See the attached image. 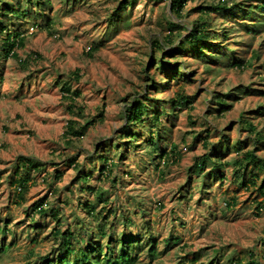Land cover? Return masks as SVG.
Instances as JSON below:
<instances>
[{
    "label": "rangeland",
    "instance_id": "rangeland-1",
    "mask_svg": "<svg viewBox=\"0 0 264 264\" xmlns=\"http://www.w3.org/2000/svg\"><path fill=\"white\" fill-rule=\"evenodd\" d=\"M2 1H20L30 12L0 15V53L3 27L25 38L16 48L19 59L0 57V264L56 259V230L78 235L88 229L106 245L98 229L103 223L116 240L140 238L136 264H247L253 256L264 264V171L250 165L242 177L235 165L237 142L246 150L258 146L264 160V145L243 127L248 120L264 135V115H257L264 110V30L253 36L244 23L216 15L219 34L232 29L219 44L231 43L201 59L177 48L192 32L198 8L220 0H186L181 15L172 0H137L115 21L110 18L122 0ZM245 1L259 2L226 0ZM232 54L245 62L242 68L230 64ZM161 57L170 67L184 62L190 81L166 79L157 67ZM65 84L80 94L75 111L64 99ZM179 91L192 97L191 107L165 102ZM216 95H230L224 99L231 110L219 112ZM143 98H151L145 102L160 120L129 124L128 107ZM93 119L96 125L82 138L66 135L71 122L83 126ZM204 156L216 165L199 173L195 166ZM21 157L43 165L26 169ZM112 162L111 175L102 174ZM24 176L31 179L20 204L13 182ZM83 203H94L100 216ZM40 205L46 215L36 212Z\"/></svg>",
    "mask_w": 264,
    "mask_h": 264
},
{
    "label": "trees",
    "instance_id": "trees-1",
    "mask_svg": "<svg viewBox=\"0 0 264 264\" xmlns=\"http://www.w3.org/2000/svg\"><path fill=\"white\" fill-rule=\"evenodd\" d=\"M33 1L34 0H26L29 5L33 4ZM136 1L137 0H122L120 3L121 6L116 8V12L113 13L110 21H115L119 13L124 11L128 6L134 5ZM185 3L186 0H172L173 12H175L177 15H181L185 8ZM37 4L38 6H41L40 0L37 1ZM198 11L200 13V16L193 25L192 32L186 36L184 41L181 42V46L177 48L179 50L190 48L193 57L198 56L201 59L208 58L210 56L208 53L215 54L218 51L221 52L222 50H226L228 45H230L231 42L224 45L219 44L218 42L222 38L223 40L227 41L228 37H230L231 35L232 29L223 28V34H219V32L215 30L216 25L213 23V17H216V15H223L227 18L230 17V19L235 20V22L238 24L244 23L245 25H247L246 27L248 34H252L253 36L264 30V0H259L257 4L251 3L250 1L241 3H228L226 2V0H220V2L217 4L203 5L202 7L198 8ZM27 12H30V10H22L20 1L18 2V4H9L0 0V15L4 17H22L25 16ZM250 19L253 20L251 21V23H248L250 22ZM51 24L52 20H49L48 24H46V28H48ZM174 28H176V26H174ZM1 31H5L7 35L4 40V46L2 52L0 53V57H11L14 59H19L16 48L19 49L24 44L25 38L23 33L21 31L12 32L8 27H3ZM169 37L172 40L174 34H169ZM158 45L161 46L160 44ZM90 51L95 52L97 51V48H91ZM232 53L235 54L234 51ZM223 54L225 55L226 52H223ZM233 54L231 58L232 63L230 64L233 67L236 66L242 68L244 65L243 63L245 62L240 59L236 61V57L234 58ZM164 55L167 56V53H164ZM177 65H180L181 67H170L168 63L163 61V57H161L159 62H157V67H159L160 71L166 73V79L175 80L180 78L184 82H189V75L184 71V62H180ZM169 83V85H171L173 82ZM63 90L65 93H67L64 99L70 102L69 107L72 110L76 109V107L72 105L77 104L75 97H80V94L78 92H72L71 87L66 84L63 86ZM240 93H242L241 90L237 91L238 95L236 99L240 98L238 97ZM228 97H230V95L215 96L216 106L221 107V110H219V112L222 113L231 110V106L226 104L224 99ZM145 100H148L150 102L152 101L151 98H143L142 100L140 99L133 102V104L128 107L129 109L126 115V119L129 124L143 122L145 119H147L146 117H153V120L156 122L160 120V112H154L156 114L152 113V105L145 102ZM158 101L160 100H157V102ZM165 102H170L172 106L178 107L179 109H182V107L185 106L191 107V105L193 104L192 97L187 95L184 91L177 92L174 98L165 100ZM213 110L218 111V109L216 108H213ZM257 115L263 116L264 110H261ZM99 117L102 118L103 115H100ZM96 123L97 119L89 120L83 126L71 122L66 135H70L71 137H75L78 139L82 138L85 135L87 129L95 126ZM243 127L244 129H248L251 134L258 136V140L256 141L259 145H264V135L257 131V127L254 124L250 123L248 120H245L243 122ZM131 137L132 135L130 134L129 138ZM174 148L175 147H173L172 151H174ZM235 149L237 151L235 165L238 169L237 172L240 173V176L245 177L246 171L248 170L250 165H254V169H260L264 171V160L257 155V151L259 149L258 146L246 150V148L242 147L241 142H237V146ZM154 151H156V148L153 149V152ZM160 158H168V153L160 155ZM20 159L21 165L29 170H40L43 165L40 162L35 161L34 159L25 157H21ZM209 163H213L214 165H216L215 160H212V158L208 156H204L201 161L196 164L195 171L203 173ZM72 165H74V167H78V164L75 161H72ZM116 166L117 165L112 162L111 166H105L104 168H102L101 172L104 175L108 173L109 177V175H111L112 173V170ZM89 177L90 175L87 174L84 175L83 178L87 181ZM30 179L31 178L29 176H24L13 182V184L15 186L18 185L20 189L19 197L22 201L20 204H23L26 199L25 197L27 195V192L29 191ZM250 184L254 187L256 185L254 180H251ZM260 189L262 194L264 195V180ZM97 193H99L98 199L99 201H101V199H103V192ZM82 206H84V208H86L93 216L98 213L96 212V206L94 203H83ZM260 206L264 205L261 204ZM36 212H38L40 215H46L48 213L47 210L44 209L43 205L38 206ZM53 216L56 217V219L59 221L58 214H55ZM96 216L98 217L100 215L98 214ZM105 227L106 225L105 223H103L100 224L98 229L103 239L108 238V242L106 245H104L101 241L98 240L97 237H95L94 232H90L88 229H82L78 235L71 231L62 233L60 230H56L55 235L61 238V243L58 249L60 256L54 260L46 257L44 264H136L138 262L136 251L140 250V245L143 244L140 238L134 236L130 237L126 234H123L121 236V240H116L114 236H109ZM2 231L4 232L5 230L3 229ZM116 243L119 244V247ZM146 245H148L149 247L150 257H155V243L151 242ZM236 264L241 263L240 261H238ZM247 264H258V262H256V259L253 256L252 260Z\"/></svg>",
    "mask_w": 264,
    "mask_h": 264
}]
</instances>
